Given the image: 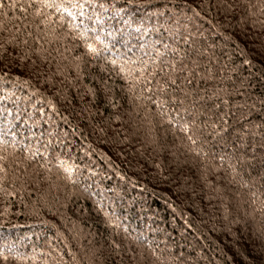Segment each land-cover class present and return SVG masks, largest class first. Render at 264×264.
I'll return each mask as SVG.
<instances>
[{"label": "snow or ice", "instance_id": "obj_1", "mask_svg": "<svg viewBox=\"0 0 264 264\" xmlns=\"http://www.w3.org/2000/svg\"><path fill=\"white\" fill-rule=\"evenodd\" d=\"M177 7L176 0H0V80L6 83L10 80L14 87L19 83L21 87L33 89L23 97L12 91L0 95V117L6 125L0 130V196L6 202L8 197L31 191L30 183L38 186L40 180L49 178L39 172L33 175L30 168L38 166L49 174L53 171L50 140L41 152L40 148L22 144L17 133L10 131L14 121L28 123L20 100L31 104L33 97L43 99V88L44 92L51 93L46 103L53 112L58 113L53 97L64 101L65 108L83 104L77 116L83 118L87 112L89 123L101 117L100 126H92L93 134L118 137L119 131L111 125L121 121L123 114L122 102L115 99L119 80L122 99L154 104L161 117H168L167 123L173 130L178 128L184 133L187 153L202 165L200 179L204 186L217 193L222 205L227 199L228 206L235 207L239 219L225 209L226 237L241 232L242 226H249L246 219L249 213L240 216L242 204L258 206L264 218L261 198L264 196V0H200L198 4L194 0L193 4L183 5L194 17H200L205 9L208 13L215 11L221 26L231 23L240 28L247 49L242 50L243 64L249 71L238 82L232 75L220 78L212 73L211 65L218 60L210 52L211 46L197 47L187 25L181 24L180 17L186 13L182 9L178 14ZM17 11L19 15L14 14ZM254 31L257 35L253 39ZM29 40L35 43L30 44ZM53 43L59 46L52 48ZM204 61L209 67L202 72ZM86 80L92 86L85 84ZM213 80L221 86L210 89L207 85ZM227 82H231L230 88ZM85 97L89 98L87 102ZM101 97L116 110L108 119H103L96 107ZM89 105L96 111H91ZM39 111L43 114L44 109ZM173 111L175 116L171 115ZM111 143L119 147L123 141L114 139ZM17 148H22L24 155L9 164ZM38 157L42 162L35 159ZM165 159H168L167 167L162 162H151L153 169L167 173L163 179L173 184L177 199H191L189 192L196 195L195 187L186 186L191 167L178 157L165 156ZM55 162V168L62 172L57 180L63 182L55 185L57 191L65 192L68 200L73 196L88 199L92 195L91 186L82 182V168L89 172L91 168L84 162L71 163L61 154L55 156ZM144 163L136 160L147 174ZM212 173L216 174L215 181L209 179ZM55 203H59V197ZM95 207L104 213L108 227H121L119 219L106 210V205L97 203ZM3 214H7V208ZM142 235L127 245L124 242L127 236L124 240L114 237L111 241L102 237V249H83L79 255L63 244L43 253L42 260L35 248L30 253L21 252L18 243L3 238L0 264H84L85 260L93 264L98 251L107 252L105 264H201V261L204 264H264V220L259 229V242L251 240L248 247L240 239L235 241L248 254L243 262L238 259L240 252L230 245L213 249L218 251V256L194 249L195 259L189 261L183 255L166 254L165 249L150 242L146 245ZM65 256L70 259L66 260Z\"/></svg>", "mask_w": 264, "mask_h": 264}, {"label": "trees", "instance_id": "obj_2", "mask_svg": "<svg viewBox=\"0 0 264 264\" xmlns=\"http://www.w3.org/2000/svg\"><path fill=\"white\" fill-rule=\"evenodd\" d=\"M185 2L193 4L194 0H176L178 14ZM199 2L200 0H195V3ZM183 10L186 15L180 17L181 24L187 25L188 31L197 41V47L211 46L209 50L215 54L214 59L218 60V63L211 65L212 73L220 78L232 75L237 82L247 77L249 69L243 64L244 51L247 49L240 28L231 23L221 26L220 18L215 11L208 13L205 9L201 11L200 17H194L190 9ZM197 10L200 11L199 8ZM14 14L19 15L18 11ZM256 35V31L251 33L253 39ZM29 43L35 42L29 40ZM41 43L49 47L44 41ZM58 46L56 43L51 45L52 48ZM60 50L63 51V48ZM208 67L204 61L200 70L203 72ZM120 83L122 82L116 81L115 99L122 102L123 114L121 121L111 125L119 131L118 137L109 135L105 138L99 133L93 134L92 126L99 127L101 117L97 116L89 123L87 112L83 118L77 116L76 113L84 107L83 104L65 108L64 101L53 97L58 113L53 112L46 103L51 93L44 92L43 88H41V92L44 93L43 99L39 96L33 97L31 104L24 99L20 100V107L25 110L24 119L28 120V123L24 124L23 120L14 121L10 131L17 133V139L22 144L40 148L41 152L44 150L43 146L50 140L52 145L49 148V158L53 171L49 174L38 166L30 168L29 171L33 175L39 172L41 176L47 175L49 178L40 180L38 186L30 183L31 191L8 197L7 202L0 196V243L6 238L9 242L19 244L18 251L27 253L35 248L40 254L39 259L42 260L45 258L43 253L55 247H62L63 244H67L79 255L83 249H102V237L111 241L114 237L124 240L127 236L128 239L124 241L127 245L129 241L134 243L136 237L143 234L142 239L146 245L150 242L159 249H165L166 254L171 252L177 257L183 255L189 261L195 259V252L204 251L209 256H218V251L214 252L213 249L230 245L240 252L238 259L243 262L248 258V254L235 241L240 239V242L248 247L251 240L259 242V229L264 218L258 206L242 204L239 209L240 216L245 212L249 213L246 217L249 226L247 228L242 226L241 232L226 237L223 227L225 209L228 208L233 217L239 219L236 217L235 207H229L227 199L222 205L217 193L211 187L204 186L203 180L200 179L202 165L192 158V154L187 153L184 147V133L178 128L173 130L167 123L168 117H161L154 104L148 101L122 99ZM227 83L230 88L231 82ZM85 84L92 86L87 80ZM204 86L201 84V87ZM207 86L211 89L221 85L219 81L213 80ZM8 91L23 97L33 89L21 87L19 83L14 87L10 80L7 83L0 80V95ZM88 99L85 97L86 102ZM96 107L99 108L103 119H108L116 111L106 104L102 97L97 101ZM41 108L44 109L43 114L39 111ZM89 108L93 112L96 111L91 105ZM13 112L15 113L14 108ZM175 114V111L171 113L172 116ZM29 116L31 119H28ZM5 127L3 117H0V130ZM114 139L123 143L116 147L111 143ZM59 141L64 143L61 144ZM161 149L166 151L162 152ZM57 154L69 159L71 163L84 162L91 168V172L87 168H82V182L86 186H91L92 195L88 199L73 196L68 200L65 192L57 191L55 185L63 184L57 180V176L62 175V172L55 168ZM23 155V149L17 148L10 157L9 164ZM165 156L186 160L188 167H191L192 172L186 178V186L196 188V195L193 196L189 192L191 199H177L173 184L163 179L167 173L163 169H153L151 162H162L164 167H167L168 159H165ZM35 159L42 162L41 157ZM136 160L145 162L147 174L141 165L136 164ZM216 163H219L218 159ZM154 176H158V179H153ZM215 178V173L209 177L213 181ZM257 196H260L259 191ZM57 197L58 204L55 203ZM261 198L264 199V196ZM97 203H103L106 210L115 214L121 225L119 229L110 228L105 224L104 213L95 207ZM65 204L67 207L62 206ZM253 207L257 210L253 211ZM5 208L6 215L3 214ZM58 232L62 235H58ZM67 250L64 249V252ZM106 255V251L103 254L98 251V258L93 264H105ZM65 259L69 260L70 257L65 256ZM84 264L88 262L85 260ZM201 264H204V261H201Z\"/></svg>", "mask_w": 264, "mask_h": 264}]
</instances>
